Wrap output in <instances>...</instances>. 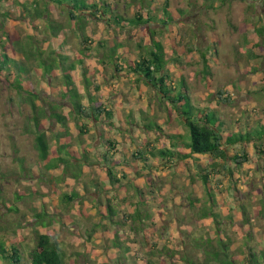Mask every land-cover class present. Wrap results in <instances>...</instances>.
I'll list each match as a JSON object with an SVG mask.
<instances>
[{
	"label": "rangeland",
	"instance_id": "374dc122",
	"mask_svg": "<svg viewBox=\"0 0 264 264\" xmlns=\"http://www.w3.org/2000/svg\"><path fill=\"white\" fill-rule=\"evenodd\" d=\"M162 1L88 0L96 6L88 7L84 33L70 21L64 4L0 2V54L8 56L0 75V245L8 251L15 245L27 262L35 229L57 245L64 264H168L172 256L164 255L165 249L175 258L182 251L194 260L203 253L198 244L207 247L210 240L218 248L224 241L219 250L234 264H243L240 250L246 246L262 259L264 154L251 142L225 147L229 153L243 148L250 159L209 169L212 197L199 177V164H209V155H195L188 162L133 158L146 141L156 149L171 147V140L176 141L169 134L183 135L185 128L174 113L166 115L154 89L144 86L127 65L147 54L153 36L163 43L168 59L179 60L170 61L169 72L184 78L194 104L208 106L227 133L259 127L264 124V41L254 29L264 28V0H169L173 20L165 26ZM41 10L45 13L39 17ZM137 12L144 17L155 13L154 20L136 26L129 19ZM81 33L88 38L85 43ZM60 61L75 65L70 72L81 102L89 104L90 94L111 110L110 118L76 119L63 96ZM220 87L230 93V101L218 102ZM32 101L38 114L43 106L58 103L78 162L69 160L65 150L57 152L53 135L61 128L49 119L42 121L49 155L41 159L34 146ZM261 137L256 144H264ZM107 167L119 182L110 183ZM189 196L200 204L192 207ZM135 206L143 219L145 212L151 217L129 218ZM146 237L156 242L155 255L161 256L148 253ZM0 264H11L1 251Z\"/></svg>",
	"mask_w": 264,
	"mask_h": 264
},
{
	"label": "trees",
	"instance_id": "16d2710c",
	"mask_svg": "<svg viewBox=\"0 0 264 264\" xmlns=\"http://www.w3.org/2000/svg\"><path fill=\"white\" fill-rule=\"evenodd\" d=\"M1 1H5L6 3L10 2V0H0V2ZM44 1H50L58 5L64 4L67 9L68 18L70 19V21H73L77 28L80 31L82 30L81 32L83 33L85 29V24L89 21L88 15H90V13H88V7L94 8L96 6V3H94L95 1L88 2V0ZM101 2H103L104 4L107 3L106 1ZM161 9L162 13L164 12V14H166V18H162L164 19L162 21V25L165 26L173 20V16L170 11L171 9L169 0L162 1ZM176 11L183 13V10L181 9H178ZM44 13L45 12L41 10L38 16L40 17ZM154 14L155 13L152 12L146 13L144 17L142 13L137 12L129 20L130 23L135 24L136 26H146L152 23V21L154 20ZM254 31L256 32L257 36L262 37L261 42L264 41V28L257 27L254 29ZM87 39L88 38L82 35L81 33L80 42L85 43L86 41H88ZM101 46L103 47V45ZM150 47L151 49H148L147 54H145L143 57L136 58L130 61V63L127 65V69L136 74V78L138 80L143 81L144 86L147 87L148 85L154 89L156 96H158V98L160 99L159 101L162 103L164 109L166 110V115L171 116V113H174L179 118L180 122L183 124L185 128V134H169V139H174L176 141V144H178L176 147L174 146L176 144L173 143L172 140V143H170L171 147L163 146L157 149L156 145L153 144L151 141H146L143 146L139 147L136 152L132 153V156L133 158L142 160H148L150 156H158L160 160H165L166 162H169V160L174 159H177L182 162H188L186 159L195 157V155H209L211 159L209 164H199V177L202 183L204 184L207 196L212 197L213 194L211 190V185L209 184V169L217 167V164H219L218 167L222 169L227 168L226 165L230 164L241 165L243 162L250 159V156L243 148L240 152L229 153L227 151L228 149L225 148L227 146L235 144H246L251 142L254 148L257 150L258 154H264V144L260 142L256 144L255 142L257 140H260L262 138L261 136H264V124H259V127L256 126L254 129H249L245 132L240 130V132L237 133L233 131L230 132V130H228L229 132L227 133L228 127L226 126L225 128H223L225 123H223V121L218 118L216 114H211L208 106L203 105L199 107L198 105L194 104V101H192L189 88L184 78L180 77L179 79H176L174 75L169 72L167 66L170 61L179 60L176 58L168 59L166 57L163 43L161 42V40L156 39L153 36L151 38ZM171 47L172 49L174 48L173 40L171 41ZM114 49H117V44L114 45ZM114 49L111 50L112 54L114 53ZM202 56H204L203 53L200 55V58ZM7 58L8 56L6 54H0V75L2 73H5L4 70L8 65ZM205 61L206 59L204 58L203 62ZM61 64V67L63 69L61 79L63 80V86L65 90L63 96H67L68 102L71 105L69 111L76 116V119L77 117L79 118L81 115H86V117H91L93 121H101V119H103V114H105V117L110 118L112 116L111 110L107 106H103L104 104L102 101L95 102L94 98L91 97L90 94H88L87 96L89 98V104H83L81 102V94L77 90V87L74 84V78L70 72L71 70H73L75 65L72 64L65 66L63 62ZM115 68L117 71V64L115 65ZM207 68L204 66V72L210 73L209 67ZM83 70L85 71L86 69L83 68ZM83 73V84H85L84 86L88 90V79L85 77L86 73ZM261 90L264 94V86ZM224 93L227 92H225V90H223L221 87L217 90L216 94L218 102L230 101V93H227L225 96H223ZM72 99L74 100L73 102H71ZM43 100L45 99L43 98ZM31 103L32 112L30 114V117L32 121L33 131H35L34 146L36 150H38V155L41 157V159L47 160L49 155V142L47 139L46 132L43 128L42 122L46 119H49L52 124L53 122L59 124V130L61 128L60 131L56 130L53 135L57 143V152H62V150H65L69 154V160H71L72 162L74 160L78 162L79 159H77L75 156L77 154V151L73 149L71 144L73 138L67 127V116L58 111V103L55 102L56 104H54L53 106H51V104L43 106L44 110L40 114H38L34 102L32 101ZM53 116L56 117L55 121L53 119ZM76 125L78 126L79 131H81V127L77 123ZM157 127L160 129V126ZM257 136L259 137L258 139H256ZM109 143L111 144L110 141ZM105 156L106 155L104 154V157ZM217 159H219L220 163L215 162V160ZM195 162L199 163L198 160H196ZM106 169L110 183H117L120 181L119 178L116 177V174L114 173L111 167H107ZM227 170L228 172L231 171V169ZM217 171L218 170L215 169V172ZM139 195L141 199L144 200L142 192H139ZM188 200L189 204L192 207H195L197 206V204H200L198 198L195 196H189ZM108 206L111 207L110 204H108ZM200 208L201 205L199 206V209ZM110 212L112 211L110 210ZM202 213H204V211H202ZM128 216L129 218L143 221L146 218L149 219L151 217V214L150 212H145L143 219L140 216L139 208L135 206V210L133 211V213L131 212V214H129ZM213 216L215 217L216 214H213ZM152 224L153 223H148L147 227H152ZM33 231L35 245L29 250V263L26 261V259H24L25 257L22 259V253L15 245H11L10 251H8L6 246H2L1 244L0 251L5 260H8L11 264H64V257L62 258L61 256V254L63 253L59 250L57 245L51 241L49 236L47 234L38 232V230L36 229ZM144 233H147V231ZM143 239L144 242H146L147 240L146 244H149L148 249L150 250L148 253L150 255H155V251H158L156 242H149L147 237ZM208 243L210 245L206 244L205 246L207 247H202V244H198V249L203 250V253H201L202 255L200 254V256L198 257L195 256L194 260L190 259L189 256L182 251H180L179 257L176 258L173 256V253H171V251H168L167 249H165L166 252L163 253L165 255L168 252L169 255L172 256V260L168 264H175L177 260L183 261L185 264H234L233 260H231L230 258H226L227 256L225 257L223 255V252L219 250L221 246H224V241H219V248L217 242L216 245L215 243H212L211 240L208 241ZM152 246L154 249H152ZM240 254L243 255V264L264 263V255L262 259H260L259 257L255 256V254L251 250V247L249 246H246L245 249L242 248L240 250ZM155 256L158 257L161 255L157 254ZM20 258L22 259V262L20 261ZM146 263L155 264L151 260L146 261ZM159 264H161L160 261Z\"/></svg>",
	"mask_w": 264,
	"mask_h": 264
},
{
	"label": "crops",
	"instance_id": "0c3cea01",
	"mask_svg": "<svg viewBox=\"0 0 264 264\" xmlns=\"http://www.w3.org/2000/svg\"><path fill=\"white\" fill-rule=\"evenodd\" d=\"M30 250V249H29ZM29 263V262H28Z\"/></svg>",
	"mask_w": 264,
	"mask_h": 264
}]
</instances>
